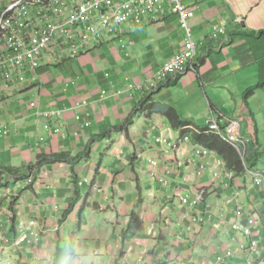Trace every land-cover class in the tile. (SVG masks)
<instances>
[{"label": "crops", "instance_id": "crops-1", "mask_svg": "<svg viewBox=\"0 0 264 264\" xmlns=\"http://www.w3.org/2000/svg\"><path fill=\"white\" fill-rule=\"evenodd\" d=\"M10 1L0 0V6ZM183 2L192 14L189 27L199 66L173 85L149 94L137 89L182 50L184 32L170 16L135 31L124 28L125 37L107 40L75 61L43 66L36 85L9 86L6 99L0 88L1 167L23 169L40 155L82 157L74 165L81 197L63 222L75 194L70 162L43 167L33 187L14 203L13 217L39 221L44 231L38 248L24 250L25 264H37V258L46 264L58 250L61 258L63 248L69 263L85 251L86 264H215L217 256L231 251L223 264H254L257 257L246 249L249 240L230 229L252 214L260 222L253 239L264 249V194L249 178L241 172L225 178L228 169L216 154L197 160L195 142L190 138L183 144L182 131L173 130L160 114L137 115L127 132L118 130L143 98L173 105L194 131L236 121L239 143L252 142L260 153L254 172L264 176V35L253 36L264 32V0ZM250 89L255 91L246 99ZM78 101L89 107L77 109ZM49 109L61 113L46 121L40 113ZM77 114L88 128L75 120ZM148 159L158 162L156 178ZM200 190L206 192L203 203L181 206V199ZM87 194L89 204L102 208L96 211L97 228L90 227L99 239L85 238L83 228L77 233L78 221L83 227L88 216H95L91 205L80 215ZM0 208V226L11 231L14 225L6 219L13 211L6 203ZM205 212L211 213L209 222L194 220ZM57 224L60 232L54 235ZM71 238L77 245L72 251Z\"/></svg>", "mask_w": 264, "mask_h": 264}, {"label": "built area", "instance_id": "built-area-1", "mask_svg": "<svg viewBox=\"0 0 264 264\" xmlns=\"http://www.w3.org/2000/svg\"><path fill=\"white\" fill-rule=\"evenodd\" d=\"M169 15L178 18L179 26L185 35L184 44L181 51L163 63L144 89L137 88L147 92L157 89L177 75L192 72L195 70L194 67L199 66L189 27L192 14L183 0H11L0 6V86L3 90L9 87L8 84H11L10 87L14 90L33 86L39 79L36 69H41L45 65L60 66L72 62L90 53L107 39H120L124 34V28L136 30L142 19L146 24H153ZM30 106L34 107V104L31 103ZM55 112L50 110L43 112L42 115L50 121L61 113ZM78 118L80 117L76 116L75 119L83 128L90 126L88 122H82ZM53 131L59 132L57 129ZM209 132L226 140L232 146L239 143V124L236 121H228L224 129L213 122L209 125ZM183 142H189V138L185 137ZM194 146L199 150L200 156L196 158L197 160L208 154H215L197 144ZM147 161L155 171L157 167V163L153 162L155 160ZM202 168L201 166L197 172L198 175H201ZM218 175L215 174L219 177ZM241 176L249 178L264 194V176L261 173L245 168ZM224 177L232 180L235 174L226 171ZM30 183L31 179H28L26 182L18 183L16 187L23 190L29 187ZM201 203L203 191L197 192L193 198L181 199V206L189 209L196 208ZM187 217L188 213L183 215L184 219ZM210 219H212L210 212L194 218L202 224L209 222ZM259 224V220L252 214L246 223L235 221L230 226L232 232L249 240L246 249L257 257L254 264H264V249L259 248L258 242L252 236L253 229ZM21 230L24 231V228L21 227ZM9 243V235L0 230V259L5 263H8ZM231 256L232 252L227 251L217 257L215 263L223 264L225 258Z\"/></svg>", "mask_w": 264, "mask_h": 264}, {"label": "trees", "instance_id": "trees-1", "mask_svg": "<svg viewBox=\"0 0 264 264\" xmlns=\"http://www.w3.org/2000/svg\"><path fill=\"white\" fill-rule=\"evenodd\" d=\"M261 35H264V32H259L258 34H254L253 36L260 37ZM197 68L198 67H194L195 70L188 73H196ZM36 70H37L36 73H38L40 69H36ZM178 77L179 75H177L175 78L168 80L166 83L162 85H167L168 83L169 85H173L174 83L171 81L177 79ZM162 85H160L157 89H159ZM157 89L153 90V92L156 91ZM254 91H255L254 89L248 90L245 94V98L247 99L248 96L250 97ZM151 92L152 91H150V93ZM146 94H149V92H147ZM140 114H143L144 116H150L152 114L162 115L168 121V123L170 124L173 130L175 131L181 130L182 135L189 134V137L198 146L208 151L214 152L215 154L220 156L224 160L227 169L232 172L238 174L241 172L240 173L241 175L244 172L245 168H247L250 171L255 170V167L259 160L260 153L257 150H255L254 145L252 144L251 141H248L249 144L248 146L246 144H241V143L237 144V146H232L226 140H223L214 133L209 132V125L205 129L202 130L197 129V131H194L193 129L189 128L191 123L187 121H183L180 112L171 104L157 103V102L149 103L148 99L143 98L141 102H139V105L134 109L132 114L129 116V118L125 121L124 125L118 128L119 132L123 131L124 129L127 130V128L130 125H132V123L134 122L133 121L134 118ZM227 122L222 127H220L219 125L218 126L221 129H224L225 126L227 125ZM81 158H82L81 155L72 156L69 153H60V154H52V155H40L37 157V160L34 164L27 166L26 168L23 169H18V168L15 169L10 167L6 168L0 166V189L7 188L9 185L16 186L18 183L23 182L24 180L31 179L30 186L27 187L28 188L27 190L26 189L20 190L17 193V195L12 197L13 203H16V201L19 199L22 193H24L25 191H29L33 187L34 182L36 180V174L39 173L43 167L53 165L58 162H70L72 181L75 185V194L73 199L71 200L70 209L67 212L65 211L62 217V222H63L66 216L68 215V213L70 212V210L74 207V205L81 197L80 188L78 187L79 184L77 183L78 178L74 172V165L75 163L80 161ZM89 199H90V195L87 194L85 200L82 201V206L80 207V211H79L80 215L85 212L86 208L90 207L91 204H89ZM12 206L14 205L12 204ZM13 216H14V210L11 213L12 226L14 220ZM81 226H82L81 221H78V224L76 226L77 233H80ZM68 246L72 251V246H74L73 238H71L70 241L68 242ZM71 254H73V252H71ZM59 255H60V250H58L57 253L55 254V257H58L60 260ZM57 263L61 264L60 261H58Z\"/></svg>", "mask_w": 264, "mask_h": 264}, {"label": "bare ground", "instance_id": "bare-ground-1", "mask_svg": "<svg viewBox=\"0 0 264 264\" xmlns=\"http://www.w3.org/2000/svg\"><path fill=\"white\" fill-rule=\"evenodd\" d=\"M170 16L173 17V15H169L167 17H170ZM174 17H176V16H174ZM163 20H161V21H163ZM161 21H158L155 24H157ZM145 25H147L146 21L144 19H142V21L139 24V28H137V29L143 28V27H145ZM148 25H152V24H148ZM107 40H113V38L107 39ZM118 40H120V39H118ZM219 160H221V159H219ZM217 168H219V167H217ZM221 168H223V167H221ZM24 181L26 182L27 180H24ZM25 189L27 190L28 188H25ZM3 190L5 191V193H3ZM19 191L20 190H18L17 187L14 185L11 188L8 186L7 188L0 189V207H1V204L4 202L8 203L9 207L12 204L14 205L12 197L17 195V193ZM6 196L8 197V199H6ZM0 210H1V208H0ZM6 220L8 222L12 221L11 215H10V217H7ZM31 222H33V223L30 225ZM13 225H14L12 228L13 230H11V231H9L7 229H2V227L0 226V230L7 233L9 235V238H10L9 248H8V252H7V262H8V264H25L21 260V256L23 255V252L25 249H27V248L34 249L35 246H38L41 243L42 239L44 238L43 226L40 224L39 221H36V220H18V218H16V217H14ZM21 227L24 228V231L21 230ZM23 232L25 234H23ZM53 232H56V235L59 234V232H60V225L59 224L54 225ZM23 237H25V238H23ZM219 256H222V255H219ZM219 256H217V257H219ZM50 259L53 261L52 257H50ZM37 261H38L37 264H40L39 263L40 261L38 258H37Z\"/></svg>", "mask_w": 264, "mask_h": 264}, {"label": "rangeland", "instance_id": "rangeland-1", "mask_svg": "<svg viewBox=\"0 0 264 264\" xmlns=\"http://www.w3.org/2000/svg\"><path fill=\"white\" fill-rule=\"evenodd\" d=\"M155 24V23H154ZM148 25V24H147ZM140 29H142V28H140ZM123 37H125V34H122L121 35V38H123ZM85 55V54H84ZM81 57V56H80ZM172 58V57H171ZM170 58V59H171ZM78 59V58H77ZM75 61V60H74ZM69 63V62H68ZM159 70V69H158ZM156 74V73H155ZM154 74V75H155ZM154 75L151 77V78H149L144 84H142V85H138L137 87L138 88H143L144 89V87H145V85L147 84V82H149L150 80H152L153 78H154ZM37 84V83H36ZM35 84V85H36ZM8 86H11V84H8ZM136 86V85H135ZM29 87V86H28ZM134 87V86H133ZM0 88L2 89V86H0ZM7 89V88H6ZM2 91H3V97H1V98H3V99H6V94H7V92H6V90H3L2 89ZM8 91V90H7ZM14 91V90H13ZM13 91H9V93H13ZM144 92H146L147 93V91H145L144 90ZM104 97V96H103ZM101 102H103V101H101ZM100 102V103H101ZM95 103H97V104H100L99 103V101H96ZM36 105L34 104V107H35ZM74 106L78 109V108H87V107H89V102H87V101H81V102H75L74 103ZM47 111H50V109L49 110H47ZM53 113H56L55 111L56 110H51ZM44 112H46V111H44ZM43 114V112H41L40 113V115H42ZM59 114V113H58ZM43 116V115H42ZM77 116H79L80 118H78L79 120L81 119V116L79 115V114H77ZM75 118H76V115H75ZM44 119L46 120V118L44 117ZM51 121H52V118L50 119ZM76 120V119H75ZM47 121V120H46ZM138 124H140V122H138ZM44 126H46V125H44ZM45 129V128H44ZM47 130L48 131H50V128H48L47 127ZM123 131H125L126 132V129H124ZM183 137H182V141H183V139L185 138V137H188L189 138V142H190V137L189 136H186V135H182ZM183 144H186V142H182ZM196 144V143H195ZM172 148H177L178 146H171ZM217 155V154H216ZM153 160V159H152ZM36 162V161H35ZM154 163H157V166H158V162L157 161H153ZM146 163H147V166L149 167V168H152V166H149V163L150 162H148V161H146ZM152 172L154 173L152 176H153V178H156V172L155 171H153V169H152ZM38 174H40V173H37L36 174V177L38 176ZM37 179V178H36ZM37 181V180H36ZM255 186V185H254ZM3 193H5V191L3 190ZM101 192H99V194H100ZM204 196H206V192L203 190V202L205 201V197ZM6 199H8V197L6 196ZM4 203H6V202H4ZM6 204H8V203H6ZM9 205V204H8ZM91 207L93 208V210H94V213H95V216L93 215V216H88L87 217V219H85V225L83 224V227L81 226V230H82V228L83 229H85V234H84V237L85 238H88L89 237V239H92V240H94V239H99L100 237H96V235L92 232V230L90 229V227L91 226H95L96 228H97V222H95V219H96V217L97 216H99V214H97L96 213V211H98V212H102V208L101 207H99V208H94L95 206L93 205V204H91ZM13 208H14V206H10V210H12L13 211ZM100 210V211H99ZM68 225V223L67 224H63L62 226H61V229H65L66 228V226ZM74 226H75V224H74ZM84 226H85V228H84ZM75 228V227H74ZM92 232V233H91ZM52 234H54V235H56V232H53ZM86 241V240H85ZM55 243V242H54ZM76 247H77V245H75ZM75 246H72V248L75 250ZM39 246H35L34 247V249H36V248H38ZM33 249V250H34ZM80 249V248H79ZM80 251H81V249H80ZM83 252H85V251H81L80 253H79V255H75V256H72L71 257V263H69V259H68V257L70 256L69 255V252H68V249L67 248H63V255L64 256H61V258H60V260H59V258L58 257H55L54 258V260H53V264H58L57 262L58 261H60L61 262V264H86L85 262H87V261H85V259H84V257H83ZM74 255V254H73ZM52 258H53V256H52ZM216 260V259H215ZM114 261V260H113ZM38 261H36V263H37ZM47 262L48 263H46V264H52V261H51V259L49 258L48 260H47ZM112 262V261H111ZM0 264H8V263H5V262H3V259H0ZM115 264V263H114Z\"/></svg>", "mask_w": 264, "mask_h": 264}, {"label": "clouds", "instance_id": "clouds-1", "mask_svg": "<svg viewBox=\"0 0 264 264\" xmlns=\"http://www.w3.org/2000/svg\"><path fill=\"white\" fill-rule=\"evenodd\" d=\"M78 122V121H77Z\"/></svg>", "mask_w": 264, "mask_h": 264}]
</instances>
